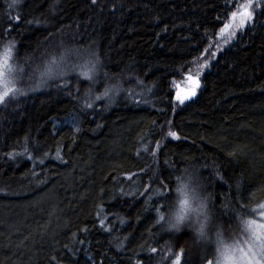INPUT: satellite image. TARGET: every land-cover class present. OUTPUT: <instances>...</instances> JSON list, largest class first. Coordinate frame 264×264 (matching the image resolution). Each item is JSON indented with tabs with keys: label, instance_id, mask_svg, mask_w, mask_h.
I'll return each instance as SVG.
<instances>
[{
	"label": "trees",
	"instance_id": "trees-1",
	"mask_svg": "<svg viewBox=\"0 0 264 264\" xmlns=\"http://www.w3.org/2000/svg\"><path fill=\"white\" fill-rule=\"evenodd\" d=\"M242 1L21 0L12 10L0 0V54L15 41L21 86L36 83L30 69L49 54L70 48L95 50L101 77L108 73L125 89L85 108L89 82L73 73L75 98L49 81L0 106V264H137V254L147 264L150 245L158 248L151 264H159L169 234L156 235L153 208L164 198L154 190L185 168L199 171L216 223L236 235L235 221L228 226L220 216L222 204L264 202V8L232 42L216 44ZM17 13L19 25L6 32ZM190 74L197 94L181 105L175 97ZM103 87L101 79L95 93ZM73 115L79 132L54 128ZM169 128L179 140L166 136ZM158 140L157 157L144 151ZM193 236L185 226L170 243L199 264L203 249Z\"/></svg>",
	"mask_w": 264,
	"mask_h": 264
},
{
	"label": "snow or ice",
	"instance_id": "snow-or-ice-1",
	"mask_svg": "<svg viewBox=\"0 0 264 264\" xmlns=\"http://www.w3.org/2000/svg\"><path fill=\"white\" fill-rule=\"evenodd\" d=\"M21 0H8L7 8L15 10L19 7ZM95 5L97 0H91ZM237 11L231 12V21H235L239 17V23H225L221 28V33L232 28L230 37L235 35L236 27H244L246 24L256 23V10L264 8V3L260 0H247L246 3L237 6ZM260 17L264 18V11L259 13ZM20 14L17 13L14 17L9 18V25L6 32H11L13 26L19 25ZM32 23V21H27ZM0 39H3L0 36ZM15 41L10 40L4 47L3 53L0 54V106L7 107L12 101L19 96L26 95L27 91H38L41 85L47 84L49 81L57 82V87L66 89V94L75 98L76 93L69 87L67 77L76 74L77 80L84 79L89 82L88 90L83 94L85 108H93L95 101L108 100L111 102L116 95L121 91H125L119 82H116L108 73H103L101 77L100 70L103 67L100 57L95 50H82L62 48L58 52L48 55V57L40 65L31 68L29 79L35 77L36 83L29 88L21 86V81L24 78V68L19 66L13 60V49ZM207 51V50H205ZM214 56L215 53H212ZM73 56L77 57V62L69 64V59ZM26 62L28 58H25ZM206 62L200 67H206ZM199 76V73H196ZM104 81L103 91L99 94L95 93V86ZM187 79L192 82L193 88L187 95H177L175 98L179 104L183 105L186 100H191L196 96V88L199 87V82L193 79L190 74ZM62 82V83H61ZM142 83V81L138 82ZM79 88L76 89V92ZM151 91V89H149ZM147 103V101H145ZM155 123V121H153ZM171 125V121L167 122ZM99 127V125H98ZM163 128L164 126L161 125ZM75 131L79 132L80 128L77 125ZM167 137L174 140H179L180 137L175 131L170 128L166 133ZM27 144V138H25ZM151 143V142H149ZM161 142L158 140L155 143V148L149 150L147 147L144 151L153 157H157V153L161 148ZM27 152V146L24 148ZM24 153L12 152L8 153L10 158ZM139 155V153H138ZM234 156L235 153H229ZM31 159V156H28ZM63 163L64 161L61 160ZM168 167L171 165L167 160L164 161ZM217 178L223 181V176L217 171ZM156 175V172H154ZM175 176V182L170 187L169 180ZM130 178V177H129ZM161 188L154 190L155 195L164 198L161 202L157 200L156 206L153 208L155 212V224L160 228L156 235L160 233H168L167 250L165 255L160 257L159 264H163L168 260V264H193L185 255V249L182 246H177L175 249L170 243L176 238L175 234L180 233L185 226L191 227L194 231V236L191 237L194 245H199L203 249V255L200 256L199 264H264V202H257L255 207L249 208L243 199H238V207L222 204L225 209L220 216H227L224 221L228 226L233 225L235 221L236 235H226L224 226L216 223L214 212L210 210L208 196L203 194L204 181L198 170L189 171L187 168L179 173L169 175L168 180L160 179ZM240 187L239 182L237 188ZM167 190V191H166ZM145 191H148L145 188ZM152 196L148 197L151 200ZM169 201H173L171 204ZM121 223L124 221L121 219ZM101 227L105 231H111L105 227L103 219L100 220ZM124 239H127L125 237ZM117 251H122L124 241L117 238ZM147 264H151L155 254L158 252L156 246H149L147 249ZM137 264H141V260L145 257L137 254Z\"/></svg>",
	"mask_w": 264,
	"mask_h": 264
},
{
	"label": "rangeland",
	"instance_id": "rangeland-1",
	"mask_svg": "<svg viewBox=\"0 0 264 264\" xmlns=\"http://www.w3.org/2000/svg\"><path fill=\"white\" fill-rule=\"evenodd\" d=\"M246 2H247V0H243L241 4L246 3ZM237 10H238V7H236L234 11H237ZM255 15H256V13H255ZM227 23H232L233 25H236V24L239 23V17H237V19L235 21H231L229 19V21ZM248 25H250V24H246L242 28L241 27H236L235 28V35L231 36V37H230L229 34L233 30L232 28H229V29L225 30L223 33L220 32V34L218 36V39L216 40V44L218 46H220V47L223 46V45H227L228 43L232 42L236 38L237 34H240L242 32V30ZM193 77H194L193 79H197L196 76H193ZM184 84L186 86H183L185 88H182L183 93H179L178 92L179 95H181V94L187 95V94H189V92L193 88V84H192L191 81H186ZM78 122H79L78 117L73 115L71 117H67V118L63 119L60 122L54 121L53 125H54V128L57 129V130L62 129L64 127H71L72 130L75 131V127L77 125L79 126ZM75 132H77V131H75Z\"/></svg>",
	"mask_w": 264,
	"mask_h": 264
}]
</instances>
